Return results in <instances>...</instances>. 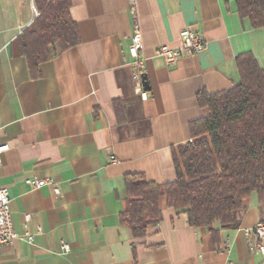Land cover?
I'll return each mask as SVG.
<instances>
[{
    "label": "crops",
    "instance_id": "obj_1",
    "mask_svg": "<svg viewBox=\"0 0 264 264\" xmlns=\"http://www.w3.org/2000/svg\"><path fill=\"white\" fill-rule=\"evenodd\" d=\"M135 3L136 20L129 0H71L80 42L54 53L33 77L17 37L33 28L34 1L0 0V141L9 145L0 188L9 191L12 224L23 236L0 246V264H261L244 232L264 222L256 193L217 242L165 197L161 220L145 236L135 238L120 222L125 175L175 179L174 150L191 140L190 122L209 113L198 92L237 85L240 54L250 52L264 68V27L240 17L235 0ZM135 24L149 82L145 99L132 78ZM188 26L203 36L204 50L167 65L157 49L179 47ZM26 178L53 184L32 188Z\"/></svg>",
    "mask_w": 264,
    "mask_h": 264
},
{
    "label": "trees",
    "instance_id": "obj_2",
    "mask_svg": "<svg viewBox=\"0 0 264 264\" xmlns=\"http://www.w3.org/2000/svg\"><path fill=\"white\" fill-rule=\"evenodd\" d=\"M38 15L33 28L17 37L31 76L57 52L80 42L71 17V0H33ZM240 17L253 28L264 27V0H235ZM239 82L216 93L200 91L199 106L207 116L189 124L191 140L174 150L176 177L167 183L148 180L142 173L125 175L126 198L121 224L135 238L145 236L149 226L161 220L159 199L184 213L195 228L206 229L215 242L220 230L237 224L236 214L245 210L244 201L256 193L264 202V68L250 52L236 58ZM119 122L120 103H115Z\"/></svg>",
    "mask_w": 264,
    "mask_h": 264
},
{
    "label": "built area",
    "instance_id": "obj_3",
    "mask_svg": "<svg viewBox=\"0 0 264 264\" xmlns=\"http://www.w3.org/2000/svg\"><path fill=\"white\" fill-rule=\"evenodd\" d=\"M130 1V8L134 19L136 20V3L135 0ZM35 13L38 15L37 10L33 7ZM36 15V16H37ZM181 45L176 48H171L166 45H161L157 49V53L162 56L167 65L175 64L185 54H195L204 50L206 42L203 36L197 32L193 27L188 26L181 30ZM132 42L129 47L130 55L133 57V74L132 78L141 93L142 98L147 97L146 91L143 89L142 77L144 74V64L140 57V50L142 48V38L138 26L135 24L133 34L131 36ZM9 150V145L0 141V167L2 166L3 154ZM111 162L116 163L118 159L110 156ZM25 183L32 188H40L47 184H53L51 178H26ZM55 192H59V188H54ZM10 198L7 188H0V246L13 242L16 238L23 237L18 234L12 224L11 211L9 206ZM28 218V216H26ZM245 234L250 237L251 251L258 256L260 263L264 264V222H258L251 228L244 230ZM26 238L31 241L32 236L27 235ZM64 251L69 250L67 243L62 242Z\"/></svg>",
    "mask_w": 264,
    "mask_h": 264
},
{
    "label": "water",
    "instance_id": "obj_4",
    "mask_svg": "<svg viewBox=\"0 0 264 264\" xmlns=\"http://www.w3.org/2000/svg\"><path fill=\"white\" fill-rule=\"evenodd\" d=\"M142 84H143V89L145 91L149 90V82L147 80V75L144 73L142 77Z\"/></svg>",
    "mask_w": 264,
    "mask_h": 264
},
{
    "label": "rangeland",
    "instance_id": "obj_5",
    "mask_svg": "<svg viewBox=\"0 0 264 264\" xmlns=\"http://www.w3.org/2000/svg\"><path fill=\"white\" fill-rule=\"evenodd\" d=\"M31 10L33 11V9H30V11H31ZM33 16H34V14H33Z\"/></svg>",
    "mask_w": 264,
    "mask_h": 264
}]
</instances>
